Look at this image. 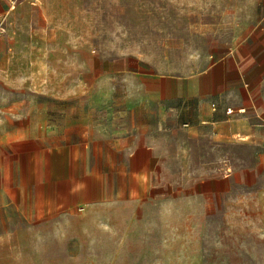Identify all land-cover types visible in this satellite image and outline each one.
Masks as SVG:
<instances>
[{
	"label": "crops",
	"instance_id": "crops-1",
	"mask_svg": "<svg viewBox=\"0 0 264 264\" xmlns=\"http://www.w3.org/2000/svg\"><path fill=\"white\" fill-rule=\"evenodd\" d=\"M13 2L0 0V219L126 204L147 188L159 135L177 125L219 146L264 149V0H173V12L182 2L201 8L170 17L176 27L161 34L184 31L189 47L171 40L160 61L131 53L128 17L113 0ZM213 3L231 38L208 37ZM190 66L199 69L172 70Z\"/></svg>",
	"mask_w": 264,
	"mask_h": 264
},
{
	"label": "rangeland",
	"instance_id": "rangeland-1",
	"mask_svg": "<svg viewBox=\"0 0 264 264\" xmlns=\"http://www.w3.org/2000/svg\"><path fill=\"white\" fill-rule=\"evenodd\" d=\"M113 1V10L128 17L131 53L160 61L171 40H178L181 49L189 47L182 43L187 40L184 31L161 32L176 27L169 24L170 17L185 9L196 12L200 3L182 2L173 12V0ZM210 6L213 10L204 19L208 37L231 38V21L224 20L216 3ZM163 18L168 19L164 27ZM198 18L192 22L201 29ZM149 19L154 25H146ZM203 48L211 51L212 46ZM29 57L48 59L40 51ZM15 60L16 67H25L26 57ZM187 131L181 124L159 135L146 190L122 206H81L43 220L28 219L20 211L9 214L11 218L3 215L0 264H264V164L259 160L264 149L219 146L208 131L196 137ZM230 166L236 168L234 176Z\"/></svg>",
	"mask_w": 264,
	"mask_h": 264
},
{
	"label": "built area",
	"instance_id": "built-area-1",
	"mask_svg": "<svg viewBox=\"0 0 264 264\" xmlns=\"http://www.w3.org/2000/svg\"><path fill=\"white\" fill-rule=\"evenodd\" d=\"M11 4L14 5L13 0H11ZM4 32H5V27H4L3 23H2V21H0V39L3 37ZM242 110L243 109H241V111ZM228 112L231 113L232 109H229Z\"/></svg>",
	"mask_w": 264,
	"mask_h": 264
},
{
	"label": "bare ground",
	"instance_id": "bare-ground-1",
	"mask_svg": "<svg viewBox=\"0 0 264 264\" xmlns=\"http://www.w3.org/2000/svg\"><path fill=\"white\" fill-rule=\"evenodd\" d=\"M181 15V14H180ZM182 17V16H181ZM189 17V16H188ZM184 20V19H183ZM154 25V23L152 22V20H147L146 21V25H148V26H151V25ZM180 24V23H179ZM245 138V137H244Z\"/></svg>",
	"mask_w": 264,
	"mask_h": 264
}]
</instances>
